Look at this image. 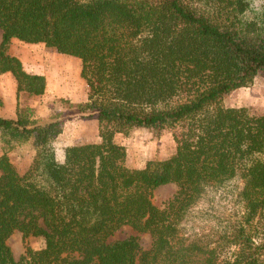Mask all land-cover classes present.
<instances>
[{"label":"trees","instance_id":"trees-1","mask_svg":"<svg viewBox=\"0 0 264 264\" xmlns=\"http://www.w3.org/2000/svg\"><path fill=\"white\" fill-rule=\"evenodd\" d=\"M0 31L16 99L15 117L0 116V264H264V115L221 105L264 73V0H0ZM12 40L80 60L77 109L96 117L98 144L57 162L62 123L20 105L46 81L9 53ZM176 127L172 156L126 166L116 135ZM30 140L20 174L7 152ZM168 184L177 191L160 209L152 192ZM122 226L150 248L108 242ZM15 231L42 248L15 259Z\"/></svg>","mask_w":264,"mask_h":264},{"label":"rangeland","instance_id":"rangeland-1","mask_svg":"<svg viewBox=\"0 0 264 264\" xmlns=\"http://www.w3.org/2000/svg\"><path fill=\"white\" fill-rule=\"evenodd\" d=\"M253 3L254 6H259L261 0H253ZM9 53L22 62L27 73L39 74L45 78L46 89L43 96L37 100L22 98L20 105L31 107L42 122L58 120L62 123V132L53 142L57 162H63L65 149L70 146L100 142L96 117L82 114L77 109L87 98V86L80 76V60L59 54L43 44H25L17 40L11 42ZM0 99L3 103L0 106V116L14 118L15 82L10 74L0 75ZM183 100L184 97L175 99L174 104ZM221 105L225 108H244L253 116L264 115V73L259 72L251 86L237 89L225 96ZM179 132V127L164 130L158 135L145 129H133L127 135H116L115 142L126 150V166L142 169L149 161L165 160L172 156L176 150L174 134ZM2 153L3 145L0 143V156ZM34 153V143L30 140L14 146L7 155L16 170L24 174L32 164ZM176 191L174 184L158 187L152 192L151 201L162 209ZM130 237L137 238L142 250H148L151 246L150 235L138 233L130 226H122L108 242L122 241ZM7 245L14 258L18 259L27 248H42L43 241L35 237L24 239L20 232L15 231L8 238Z\"/></svg>","mask_w":264,"mask_h":264},{"label":"crops","instance_id":"crops-1","mask_svg":"<svg viewBox=\"0 0 264 264\" xmlns=\"http://www.w3.org/2000/svg\"><path fill=\"white\" fill-rule=\"evenodd\" d=\"M14 40H12V42H13ZM12 56H14V55H12ZM1 100V99H0ZM2 102V101H1ZM2 105H3V103H2ZM7 106H8V104H7ZM96 144H98V143H96Z\"/></svg>","mask_w":264,"mask_h":264}]
</instances>
